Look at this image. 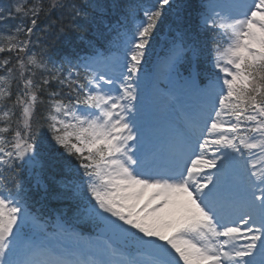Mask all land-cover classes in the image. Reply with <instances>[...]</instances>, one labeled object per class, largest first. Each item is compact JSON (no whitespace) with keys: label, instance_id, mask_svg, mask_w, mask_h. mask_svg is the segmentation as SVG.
I'll use <instances>...</instances> for the list:
<instances>
[{"label":"snow or ice","instance_id":"6c2138e0","mask_svg":"<svg viewBox=\"0 0 264 264\" xmlns=\"http://www.w3.org/2000/svg\"><path fill=\"white\" fill-rule=\"evenodd\" d=\"M127 7L133 28L105 64L113 75L87 58L50 68L44 50L31 51L41 13L86 17L79 5L0 7V264H264V0L207 5L202 20L214 33L215 70L207 77L197 49L177 31L157 90L170 101L191 94L204 103L156 143L137 119L141 75L158 26L176 9L173 0ZM53 82L60 91L48 92L40 117V94ZM43 127L52 165L59 156L80 179L62 182L63 192L38 179L37 189L79 197L83 218L102 222L119 243L77 255L55 239L62 224L50 231L29 210L19 170L36 165Z\"/></svg>","mask_w":264,"mask_h":264},{"label":"trees","instance_id":"16d2710c","mask_svg":"<svg viewBox=\"0 0 264 264\" xmlns=\"http://www.w3.org/2000/svg\"><path fill=\"white\" fill-rule=\"evenodd\" d=\"M140 1L147 0H69L71 3H75L83 8L84 12L87 13L86 17L70 19L67 12L61 13L60 11H54L50 17H45L41 13L40 17L37 20V29L38 31L32 37L33 41H36L37 37L40 38V43L36 44L35 47L31 48V51L39 53L41 50H44L46 55L48 52H51L52 48L60 49L61 53L77 51L79 48L91 50L96 45L99 44L101 36L108 30L118 33V25H127L129 19H126L128 13L129 5H137ZM16 2V0H0V7H7L8 5ZM31 2V0H30ZM49 0H44V3L47 4ZM177 6H179L177 8ZM176 9V13L173 11H166L165 17L162 20V23L158 26L157 31L154 34L152 42L150 44L148 52L154 51L156 48L155 40H159L161 35L164 33L167 25L170 23L172 18H174L173 28L180 31L187 30L192 34H195L200 8L198 7L197 0H178L177 4L173 7ZM17 20L8 21L12 27H15ZM25 24H28L29 21L26 19ZM46 31H39L45 29ZM63 27L64 31L61 34L59 29ZM6 29L0 25V31H5ZM196 35H198L196 33ZM4 55H8L5 53ZM57 61L50 60L49 67L53 66V63L58 65L59 60ZM3 71L0 70V75H3ZM41 78V74L37 73V76L34 78L37 81ZM47 91L42 92L41 98L44 100L43 104H39L37 107V115L43 117L46 114L48 108L49 91H60L59 87L53 82V84L46 86ZM15 86H13V92H15ZM67 92V89H64V92L61 94V98L67 103V96L64 93ZM75 97V94H73ZM50 140V134L47 131L46 127L40 129L37 134V144H38V153L41 154L44 166L42 168V183L49 184L54 187L57 192H63L60 184L62 182H68L70 177H79L78 172L75 171L74 167L69 166L63 163L62 158L59 156L56 159L59 161L55 166L52 165L51 161L53 159V153L48 147ZM75 162L73 161V166ZM72 167L70 171L69 168ZM26 199L30 201L31 208L35 206H46L48 213L51 215V212L57 213L61 211L67 216H73L75 218H81L77 215L78 207H76V197L67 198L64 196H57L53 194L45 195L43 190L37 189L32 183H29V188L25 192ZM57 210V211H56ZM54 217V216H52ZM54 218H57L54 217ZM56 223L57 221H51Z\"/></svg>","mask_w":264,"mask_h":264},{"label":"rangeland","instance_id":"374dc122","mask_svg":"<svg viewBox=\"0 0 264 264\" xmlns=\"http://www.w3.org/2000/svg\"><path fill=\"white\" fill-rule=\"evenodd\" d=\"M232 0H220V2H231ZM236 1H238V0H236ZM215 2H217V0H213L212 2H210V3H215ZM209 3V4H210ZM207 12H208V8H207ZM122 52V48H120V53ZM118 55H116V57H117ZM160 59V58H159ZM114 60V58H112L110 61H113ZM166 60H167V58H164L163 59V63L165 64V62H166ZM96 62H101V61H96ZM95 62V63H96ZM160 64V63H159ZM160 66V65H159ZM160 70L158 71V72H156L155 73V75H156V77H157V79L159 80L160 78H161V74H162V72H163V69H164V66L162 67V66H160V68H159ZM141 87H140V92H141V100H140V102H139V108H140V111L139 112H143L146 108H149L150 106L144 101V96L145 95H147V93L144 91L145 90V83L144 82H142L141 83ZM111 91L113 92V93H115V89L114 88H112L111 89ZM156 95V94H155ZM145 105H148V107H145ZM147 112V111H146Z\"/></svg>","mask_w":264,"mask_h":264},{"label":"bare ground","instance_id":"6f19581e","mask_svg":"<svg viewBox=\"0 0 264 264\" xmlns=\"http://www.w3.org/2000/svg\"><path fill=\"white\" fill-rule=\"evenodd\" d=\"M75 251H77V252H78V249H77V250H75ZM77 254H79V253H77Z\"/></svg>","mask_w":264,"mask_h":264}]
</instances>
